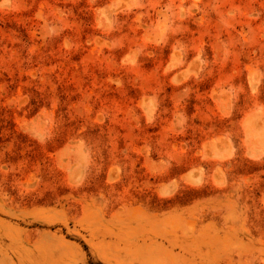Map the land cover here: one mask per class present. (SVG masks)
I'll return each instance as SVG.
<instances>
[{"label": "rangeland", "instance_id": "rangeland-1", "mask_svg": "<svg viewBox=\"0 0 264 264\" xmlns=\"http://www.w3.org/2000/svg\"><path fill=\"white\" fill-rule=\"evenodd\" d=\"M0 264H264V0H0Z\"/></svg>", "mask_w": 264, "mask_h": 264}]
</instances>
